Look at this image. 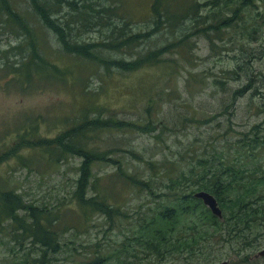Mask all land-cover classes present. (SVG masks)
Listing matches in <instances>:
<instances>
[{"label": "rangeland", "instance_id": "374dc122", "mask_svg": "<svg viewBox=\"0 0 264 264\" xmlns=\"http://www.w3.org/2000/svg\"><path fill=\"white\" fill-rule=\"evenodd\" d=\"M9 1L28 23H38L26 0ZM118 1L127 12L124 18L136 21L135 29H145L140 33L153 29L144 20L151 0L111 2ZM1 4L3 0L0 188L15 189L25 203L39 208L46 221L54 219L61 249L49 252L46 264H77L98 248L113 253L112 264L118 259L127 264H214L222 260L264 264V255H255L264 246L250 251L248 260L229 244H217L213 251L209 248L193 256L174 249L164 252L165 248L157 254L143 242L145 232L140 228L160 201L183 189H196L181 172L200 177L207 168V163L199 161L202 157L217 162L219 156L220 160L235 157L244 132L264 125V0H253L246 10L249 20L259 25L253 38L248 34L242 38L241 26L228 29L224 40L217 38L214 46L194 34L184 45L165 53L160 62L136 70L107 67L101 57L70 53L53 32L36 25L38 52L48 61L43 68L42 60L33 57L25 30ZM108 33L91 29L80 36L93 41ZM176 36L174 27L163 26L132 47L99 51L111 59H134ZM35 64L41 69H32ZM96 115L128 122L125 127L102 126L89 132L90 144L114 157L94 164L88 189V195L103 197L114 206L109 214L93 208L82 211L75 193L81 158L66 151L61 154L58 142L54 149L48 146L82 118ZM24 138L36 145L21 146L14 153L12 149ZM118 159L125 175L117 169ZM128 174L150 181L152 189L137 186ZM18 233L15 236L10 220L0 224V264H41L34 258L45 248L26 237L24 228ZM226 251L232 254L226 257ZM209 252L223 253L211 261Z\"/></svg>", "mask_w": 264, "mask_h": 264}, {"label": "trees", "instance_id": "16d2710c", "mask_svg": "<svg viewBox=\"0 0 264 264\" xmlns=\"http://www.w3.org/2000/svg\"><path fill=\"white\" fill-rule=\"evenodd\" d=\"M111 1L26 0L37 24L28 23L9 0H3L1 8L8 12L12 21L18 22L25 30L33 57L42 60L43 68L47 67L48 61L38 52L36 25L53 32L68 52L87 58L101 57L100 60L107 67L114 65L123 70H136L160 62L165 53L184 45L183 41L194 34L204 36L211 46H214L217 38L224 40L225 33L230 28L241 26L242 38L245 34L253 38L259 29L257 22L250 21L246 12L252 6L253 0H151L144 20L151 22L153 29L146 33H140L145 32L143 28H134L135 20L124 18L127 12L123 10L120 1ZM163 26L174 27L177 36L161 47L139 54L137 58L111 59L100 54V48L122 50L132 47L137 40L151 37ZM91 29H106L109 33L99 40L89 41L81 38L83 30ZM33 68L41 69L36 64ZM48 71L51 74L52 67H49ZM98 116L82 118L77 125L67 128L57 139L50 140L48 146L54 149L55 142H58L61 154L66 151L81 158L75 193L83 206L82 211L85 208H93L95 211L109 214L114 210V206L103 197L99 199L88 195V189L94 176V164L113 160L114 157L111 152L107 154L93 147L89 142V132L99 130L102 126L125 127L128 122L121 119H101ZM252 129L250 132H244V138L237 141L235 157L220 160L219 156L216 159L218 162L202 157L199 161L207 163V168L196 179L193 175L187 176L184 171L181 172L183 178L196 186V189H183L163 199L144 218L140 226L145 232L143 242L154 253L160 254L165 248L164 252H173L174 249L193 256L209 248L213 251L214 245L229 244L243 259L248 260L250 251L264 246V125L256 124ZM34 145L35 142L24 138L22 143L12 150L18 153L21 146ZM131 152L143 159L135 151ZM117 169L120 175L126 174L120 159L117 160ZM127 177L139 187L152 189L150 181L131 174ZM201 189L216 196L223 209L222 217L213 213L202 197L195 195V192ZM20 210L27 213L21 214ZM28 217L31 222H28ZM45 218L36 205L25 203L15 189L0 188V224L10 220L15 236L24 228L26 237H32L34 244L44 247L43 253L34 258L35 262L41 261V264L49 263V252H58L61 249L60 233L52 222L54 219L46 221ZM222 253L209 252L208 260H215ZM223 254L228 257L232 251ZM112 259L114 260L113 253H105L98 248L77 264H112ZM113 264L127 262L118 259Z\"/></svg>", "mask_w": 264, "mask_h": 264}, {"label": "water", "instance_id": "95a60500", "mask_svg": "<svg viewBox=\"0 0 264 264\" xmlns=\"http://www.w3.org/2000/svg\"><path fill=\"white\" fill-rule=\"evenodd\" d=\"M195 195L202 197L204 203L211 208L213 213L222 217L223 209H222L221 205L219 204L218 199L216 198V196L212 192L205 190V189H201V190L196 191ZM255 255L256 256L264 255V247L261 248ZM227 262H228V260H222V261L216 262L214 264H227Z\"/></svg>", "mask_w": 264, "mask_h": 264}]
</instances>
